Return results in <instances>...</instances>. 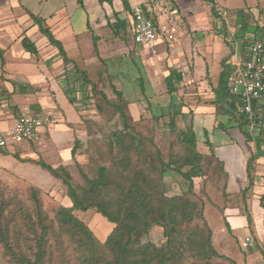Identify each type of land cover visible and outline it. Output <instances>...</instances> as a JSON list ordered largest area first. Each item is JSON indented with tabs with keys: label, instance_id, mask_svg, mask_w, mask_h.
I'll return each mask as SVG.
<instances>
[{
	"label": "trees",
	"instance_id": "1",
	"mask_svg": "<svg viewBox=\"0 0 264 264\" xmlns=\"http://www.w3.org/2000/svg\"><path fill=\"white\" fill-rule=\"evenodd\" d=\"M213 8L212 14L219 16ZM32 16L67 62L63 43L43 18ZM116 23L118 29L124 24L120 18ZM22 44L26 51L38 54L37 46L28 36L22 39ZM0 61H4L1 48ZM74 69L81 74L86 90H90L98 112L110 121L117 120V127L98 142H92L96 157H90V172L78 160L79 150L85 146L79 137L72 147V161L56 167L42 159L22 157L15 148L16 158L38 164L55 177L57 183L52 189L65 186L72 204H60L51 216L44 206L43 188L28 183L26 201L19 190L5 185L0 176V264H240L217 250L214 230L206 215L211 207L220 208L223 202L247 204L259 154L251 152L248 159V185L241 193L232 194L227 189L229 173L216 154L213 142L206 140L210 151L204 153L198 148L192 124L178 128L176 119L184 112H160L152 116L154 123L168 116L170 132L175 136L169 145H161L154 132L138 128L130 102L112 81L114 98L85 69L77 66ZM230 70V64L224 59L218 84L213 89L214 99L207 102L224 109L223 102L231 100L237 126L243 129L252 127L253 123L254 129L259 126L253 121L257 119L242 110L240 100L229 90ZM183 80L182 72L170 68L166 77L168 92L175 94L177 84ZM140 119L145 117L141 115ZM260 128L263 131V126ZM244 134L247 143L253 141L248 131ZM0 151L8 153V148ZM75 169L82 182L77 181ZM167 175L187 181L188 189L168 195L164 190ZM196 179H201V184L197 185ZM208 185L221 194V202L215 201ZM261 203L264 207V194ZM90 210L103 214L113 223L105 239L79 215ZM244 212L251 223L250 213L247 209ZM155 227L163 232L161 243L149 239Z\"/></svg>",
	"mask_w": 264,
	"mask_h": 264
},
{
	"label": "crops",
	"instance_id": "2",
	"mask_svg": "<svg viewBox=\"0 0 264 264\" xmlns=\"http://www.w3.org/2000/svg\"><path fill=\"white\" fill-rule=\"evenodd\" d=\"M148 1L127 0L129 7L126 8L125 0H0V48L4 51V61H0V123H4L7 119L14 117V114L33 113L31 111L44 114L36 110L41 109L42 111H46L43 102H38L40 106L35 104L29 105V103L16 101V98L19 94L25 96H32L33 93L40 94L38 87L47 84L50 87L49 90L51 89L52 92H55V99L61 95L67 98L65 99L67 103L69 102V109H72L73 113L75 111L76 115L73 117L68 115L69 117H67L66 110L68 109L59 108L58 104L60 103L56 100V108L51 109V114H55L56 118L53 120V124L45 127L41 133L40 141L47 140L42 150L47 152L50 148L52 150L56 148L57 157H61L60 164L70 163L72 161V155H70L69 149L68 153H65L64 149L70 147L72 149L74 139L67 138L66 134L67 132H73L74 136H78L77 133L81 131V126L79 125L80 115L72 102L69 101L64 86V80L67 79V72L71 66L73 68L77 66L80 69H85L82 66L96 65V59L102 60L103 57L100 52L93 51L87 54V47H90L91 44H94L95 47L100 42H103L105 39L103 32H105L107 27L114 29L113 32L111 30L109 37L112 39L115 38L113 40L114 42L119 40L118 37H121L123 32L126 33L130 26L132 27L129 17L131 6L144 4ZM171 1L183 16L184 23L186 22V29L192 26L188 21L189 15H193L195 22L202 15H206V20L211 22L208 15L210 13L212 14V3L206 2L205 0ZM220 3L229 11L227 21L220 16L212 15L221 19L220 21L215 20V27L229 33L226 40L229 45L233 46L231 56L227 59V62L230 64L237 48L240 53L245 54L254 41H264V39H259L257 34L258 29L261 26L264 27V5L259 9V15L252 14L250 18L248 14L252 11L247 4L243 3V0H222V2L220 0ZM32 15L43 18L55 37L63 43L68 57L67 62L60 55L58 48L52 45L48 38L41 32L39 25L35 22ZM118 18L124 22L119 28L120 30L118 29L119 24L116 23ZM212 23L214 22L212 21ZM212 28L213 26L207 29V31L212 30ZM181 31L179 32L178 38L181 36ZM25 36H28L37 46L38 54L25 50L22 44V39ZM230 38L233 40L232 43L228 41ZM163 45H171L170 47H172L173 43H166L160 46ZM108 49L110 50V48ZM101 50L102 53L105 52L104 45ZM171 52H173V56H176V52L178 51L173 49ZM28 67L32 68L30 69ZM174 67L182 72L184 82L188 80L189 83L199 81V89L205 91H201L205 94L202 98H207L206 101L199 103V105L213 106L207 100L214 99L215 93L213 89L217 86L218 81L215 83L214 80L211 78H208V80L206 77L193 80V78L188 77L186 70L178 68V64H175ZM185 67L187 68L188 66ZM27 81L33 82V85L20 84ZM209 88L212 91L209 92ZM198 94L200 95L201 93L199 92ZM6 105L12 109H4ZM223 105L224 110L229 114V122L237 126V121L233 117L235 113L233 102L226 100L223 102ZM28 106L32 110H29ZM204 108L206 109V107H203L202 110ZM255 115L257 119L255 121H257L259 127L260 125L263 126L264 107H257ZM8 126H1L0 124V130H5ZM218 127H224L223 123H219ZM261 134L263 135L262 131ZM230 140V142L226 143V147L233 148H227V151L223 154L217 153V149H215L216 154L224 161L226 170L229 173L228 191L232 194H238L248 185L247 162L251 152L259 154V157L255 160L256 172L254 185L249 193L246 205L242 201H234L233 204L223 202L220 208H210L214 210V215L219 219L220 224L217 230L212 225L208 214L206 217L214 230V243L220 253L233 257L240 264H264V250L261 245V242H264V207L261 203V196L264 194V157H261L259 153L260 145L258 146L255 138L251 144L247 143L246 139L241 136L239 138L231 137ZM213 144L214 147L217 146L216 143L213 142ZM39 146V143H27L19 146L17 150L22 157L28 156L36 159L34 150L41 152ZM235 162L240 170L237 167L235 168ZM60 164L53 166L56 167ZM2 171L7 172L8 169L2 166L0 172ZM186 189H188V182L184 181L183 191ZM245 209L250 213L251 223L248 220L247 212H244ZM249 235L255 239V243L253 246L245 248L242 243Z\"/></svg>",
	"mask_w": 264,
	"mask_h": 264
},
{
	"label": "rangeland",
	"instance_id": "3",
	"mask_svg": "<svg viewBox=\"0 0 264 264\" xmlns=\"http://www.w3.org/2000/svg\"><path fill=\"white\" fill-rule=\"evenodd\" d=\"M243 3L247 4L249 9H251L252 12L250 11L251 13L248 14L251 18L252 14L259 15V9L264 5V0H243ZM208 17L211 22L206 20V15H202L199 20L196 19L195 22L193 15H189L188 21L192 26L186 29L185 22L182 27L181 36L176 42L174 41L175 43L173 42L172 47H170L171 45L159 46L158 53H152L149 48H139L134 42V31L131 26L127 29L126 33L123 32L122 36L118 37L119 40L115 42L113 41L115 38L112 39L109 37L111 30L113 32L114 29L107 27L105 32H103L105 36L103 42H100L99 45L95 47L94 44H91V46H88L86 49L87 54L93 51L100 52L103 57L102 60L96 59V65L82 66V68H85L89 77L98 82L99 87L103 89L109 97H115L111 81L118 89L123 91L125 97L130 102L131 112L135 119H137L138 128L144 132H154L158 143L161 145H169L175 136L170 132L171 127L168 125V116L160 119L157 123L153 122L152 116L160 112L166 114L171 111L175 113L184 112L185 114H178L176 119L177 126L181 128L188 124L193 125L200 151H210V148L205 142L206 140H211L217 144L215 147V149H217L216 152L223 154L227 151V148H233L226 147V143L231 141V137L239 138L241 136L246 139L244 132L248 131L250 136L255 138L258 146L260 145L259 153L261 157H264V124H262L263 135L261 134L259 126H256L254 129L248 126L240 129L238 126H234L233 123L231 124L229 122V114L221 108V106H216L215 104H212L213 106L199 105V103L207 99L202 98V96H205L202 92L205 91L199 89V81L195 83H189V80L186 82L183 81L177 84L178 91L175 94H170L168 92L166 77L169 74L170 68L174 67L175 64H178L179 69L186 70L188 72V77L193 78V80L206 77L207 79L211 78L217 83L222 70V62L224 59L230 58L233 46L229 45L226 40L229 33L217 29L214 25L216 22L215 20L220 21L221 19L213 16L211 13ZM212 21L214 23H212ZM212 26V30L207 31V29ZM258 30V38L264 39V27L261 26ZM86 43L90 44L89 42ZM103 45L105 46V52L102 53L101 48ZM108 48H110V50ZM172 48L178 51L176 52V56L174 55L175 57L173 56V52H171L173 50ZM185 66L188 67L186 68ZM28 68L31 69L32 67ZM20 84L32 86L33 82L27 81ZM64 86L69 101L72 102L71 100L74 98L72 104L80 115L79 125L81 126V131L77 133L78 136H74L73 132H67L66 136L71 140L74 139L73 145L75 139L78 137L84 141L85 146L80 148L78 160L84 165L85 170L90 172V167H88L90 157H96L92 142H98L99 139H102L107 133L115 129V127H117V120L110 121L108 117L98 112L95 106V99L90 96V90H86L81 74L72 66L67 72V79L64 80ZM38 88L40 94L33 93L32 96L19 94L16 101L38 106H40L38 103L39 101H41V103L43 102L46 111H42L41 109L36 110L44 113L41 114V116L49 114L52 120L56 118L55 114H51V109L57 106L56 100L60 103L58 104L59 108L68 109L66 110L67 117L76 115L75 111L73 113L72 109H69V102H66L67 98L62 96L61 93L60 95L63 98L60 96L55 99V92H52L51 89L49 90L50 87H48L47 84L39 86ZM208 91L210 92L212 90L209 88ZM199 92L201 93L200 95L198 94ZM259 105H263V103L260 102ZM21 106L24 108L23 105ZM203 107H206V109L204 108V110H202ZM4 109L11 110L12 108L6 105ZM28 109L32 110L30 106H28ZM31 112L35 113V111ZM11 115L13 116L12 113ZM141 115L145 117V119L141 120ZM18 116L19 115L14 114V117L7 119L4 123H0L1 126L12 125L15 123ZM221 122L225 128L218 127V124ZM255 124H257V121H255ZM168 133H170V135H168ZM46 142L47 140L38 142L41 152L34 150L36 159H42L51 165L60 164L61 157H57L56 148L55 150L50 148L47 152L42 150ZM251 142L252 141L249 143L251 144ZM25 144L21 143L9 146L8 153L0 151V165L8 169L7 172H0V176L5 185L19 190L21 196L26 201L28 183L42 187L44 189L45 209L53 216L55 209L60 204L70 205L72 201L66 194L65 186L59 188L55 186L54 189L51 188V186L56 183V179L49 171L43 169L38 164L24 162L15 157V148L19 149V146ZM65 145L67 144L65 143ZM68 149L70 155H72L71 147L65 148V153H68ZM229 167L231 168L230 165ZM236 167L240 170L237 163L235 168ZM74 175L77 177V181L82 182V178L76 169L74 170ZM201 182L202 180L198 179L197 185L201 184ZM183 189V179L176 176H166L164 190L168 195L180 194ZM208 189L211 191L215 201L221 202V194L216 192L211 185H208ZM207 214L212 225L217 230L220 223L219 219L214 215V210L209 209ZM79 215L89 223L91 228L101 239H105L113 228V223L106 216L95 210L79 212ZM149 239L156 243H161L163 240L162 230L155 227L151 231Z\"/></svg>",
	"mask_w": 264,
	"mask_h": 264
},
{
	"label": "built area",
	"instance_id": "4",
	"mask_svg": "<svg viewBox=\"0 0 264 264\" xmlns=\"http://www.w3.org/2000/svg\"><path fill=\"white\" fill-rule=\"evenodd\" d=\"M211 2L216 13L227 21L229 11L220 4V0ZM129 17L135 44L139 48H149L152 53H158L162 44L173 43L184 24L183 16L171 0H149L144 4L132 5ZM228 41L233 42L232 38ZM230 66L227 80L229 90L240 100L242 110L254 117L256 108L264 107V41H254L245 54L237 48ZM260 102L263 105H259ZM52 124L49 115L23 113L16 118L15 123L0 130V148H8L13 144L38 143L42 130ZM254 243L255 239L249 235L242 245L248 248ZM261 245L264 250V242Z\"/></svg>",
	"mask_w": 264,
	"mask_h": 264
}]
</instances>
